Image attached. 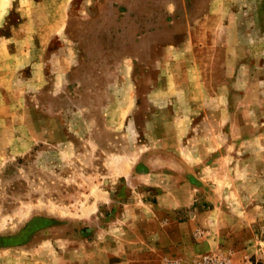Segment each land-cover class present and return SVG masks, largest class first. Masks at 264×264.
Segmentation results:
<instances>
[{"label":"rangeland","instance_id":"obj_1","mask_svg":"<svg viewBox=\"0 0 264 264\" xmlns=\"http://www.w3.org/2000/svg\"><path fill=\"white\" fill-rule=\"evenodd\" d=\"M207 256L264 264V0H0V264Z\"/></svg>","mask_w":264,"mask_h":264},{"label":"built area","instance_id":"obj_2","mask_svg":"<svg viewBox=\"0 0 264 264\" xmlns=\"http://www.w3.org/2000/svg\"><path fill=\"white\" fill-rule=\"evenodd\" d=\"M204 260L206 261V262H208L209 264H216V262H214V260H213V257H205L204 258ZM219 264V263H218Z\"/></svg>","mask_w":264,"mask_h":264},{"label":"crops","instance_id":"obj_3","mask_svg":"<svg viewBox=\"0 0 264 264\" xmlns=\"http://www.w3.org/2000/svg\"><path fill=\"white\" fill-rule=\"evenodd\" d=\"M192 223V222H191Z\"/></svg>","mask_w":264,"mask_h":264}]
</instances>
